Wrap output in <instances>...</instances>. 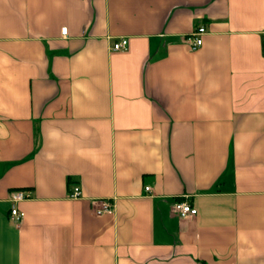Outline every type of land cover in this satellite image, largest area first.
<instances>
[{
    "label": "crops",
    "instance_id": "0c3cea01",
    "mask_svg": "<svg viewBox=\"0 0 264 264\" xmlns=\"http://www.w3.org/2000/svg\"><path fill=\"white\" fill-rule=\"evenodd\" d=\"M263 32L264 0H0V264H264Z\"/></svg>",
    "mask_w": 264,
    "mask_h": 264
},
{
    "label": "built area",
    "instance_id": "2783aa9c",
    "mask_svg": "<svg viewBox=\"0 0 264 264\" xmlns=\"http://www.w3.org/2000/svg\"><path fill=\"white\" fill-rule=\"evenodd\" d=\"M205 31L204 27L198 28V31L193 34V38L191 41V49L195 50L197 47H199L202 44V39L199 37L201 33ZM62 34L66 35L67 28L64 27L62 29ZM128 40L126 38H122L119 41L115 42L113 44V49L116 51H123L127 49ZM262 53L264 55V32L262 33ZM145 190L149 191L150 187L145 186ZM81 192L78 186H75L72 190V192L69 194L71 198H78L80 197ZM27 195L25 194V191L23 190H12L10 192V201L12 202V207L10 211L11 219L17 223H20L22 219L24 218V212L20 211L16 204L25 199ZM174 210L180 215L182 218H189L194 217L197 214V209L192 207L188 202L186 201H174L173 203ZM112 209V204L107 200H101L99 203V207L95 210V213L98 215H101L105 212H109Z\"/></svg>",
    "mask_w": 264,
    "mask_h": 264
}]
</instances>
